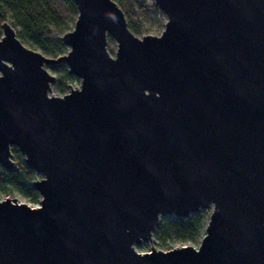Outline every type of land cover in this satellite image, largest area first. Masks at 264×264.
Masks as SVG:
<instances>
[{"label": "water", "instance_id": "1", "mask_svg": "<svg viewBox=\"0 0 264 264\" xmlns=\"http://www.w3.org/2000/svg\"><path fill=\"white\" fill-rule=\"evenodd\" d=\"M72 1L57 55L0 22V166L14 145L41 174L38 204L0 197V264H264V0H153L140 35L116 0ZM61 63L80 84L57 94ZM208 206L197 245L136 248Z\"/></svg>", "mask_w": 264, "mask_h": 264}, {"label": "trees", "instance_id": "2", "mask_svg": "<svg viewBox=\"0 0 264 264\" xmlns=\"http://www.w3.org/2000/svg\"><path fill=\"white\" fill-rule=\"evenodd\" d=\"M61 1L74 12L75 6L72 0ZM116 1L128 17L132 29H138L136 24H134L136 13L131 11V5L128 0ZM6 16L11 18L12 25L16 26V34L22 41L52 55H57L62 51L63 45L57 32L62 33L69 29L70 26L64 20L65 16L55 5L54 0H0V22ZM50 66L54 69L62 67L64 75L70 76L65 64H53ZM64 88V83L58 85L60 92H63ZM11 150L14 157L18 160V168L14 171L2 168L0 185L9 184L27 196L36 197L38 192L31 184L36 172L23 162L16 146L12 145ZM202 223L203 211L201 209L183 217L166 214L160 217L152 231V236L162 245H167L172 241L185 242L194 240L199 235Z\"/></svg>", "mask_w": 264, "mask_h": 264}, {"label": "rangeland", "instance_id": "3", "mask_svg": "<svg viewBox=\"0 0 264 264\" xmlns=\"http://www.w3.org/2000/svg\"><path fill=\"white\" fill-rule=\"evenodd\" d=\"M128 2L131 5L130 6L131 11L136 13V20L134 21V24H136V27L138 29H136V30L132 29V25H131L130 21L128 20L127 16H126V18L128 21V26L136 35H140V34L146 33V32H150V33H154V34L160 33L161 29L164 26V21H165L166 17H165L164 12L162 10H160L154 4L153 0H128ZM54 3L64 14V16H65L64 20L70 26L69 29H71L73 24H74V20H75L76 14H77L76 8H75L74 12H72L69 8H67L62 3L61 0H54ZM5 19H7L9 21V23L12 25V21H11L10 17L6 16ZM15 28H16V26L14 27V29ZM0 34H1V27H0ZM57 34L59 36L61 34V32H57ZM59 40H60V38H59ZM23 43H25L28 46H31L24 41H23ZM62 45H63L62 51L59 53L66 52V50L69 48V46L64 44V43H62ZM106 45H107V50L109 51V53L111 55H114L115 48H116V41L109 35L107 36V44ZM33 48H35V47H33ZM45 54L52 55L49 53H45ZM45 67L47 68V70L49 72H51L55 75L54 81L51 82L52 90L55 93L61 94L65 91H68L69 90V87H68L69 84H71L73 86H79L80 78L78 76L72 75V74H70L69 77L65 76L63 73L62 67H56L55 69L52 68L50 65H45ZM65 68L67 70L66 65H65ZM60 83L65 84V88H64L63 92H60L58 90V85ZM20 157H22L21 154H20ZM1 170H2V167L0 166V172H1ZM39 177H41V174L36 172L34 178H39ZM5 196L16 197L19 200L24 201L30 205L38 204L39 197H40L39 194L36 197L27 196V195L23 194L21 191H19L18 189L11 187L9 184H6L4 186L0 185V197H5ZM201 210L203 211V223H202V226L200 228L199 235L194 240H187L185 242L172 241V242L168 243L167 245H162L157 239H155L152 236L151 242L142 241L141 243L136 244V248L138 250H148L150 248V244L154 245L156 248H161V249H166L168 247H171V246L176 245V244H181V243H190L193 245H197L199 238L204 231V224L207 220L208 213L210 211V207L208 206V207L203 208Z\"/></svg>", "mask_w": 264, "mask_h": 264}]
</instances>
